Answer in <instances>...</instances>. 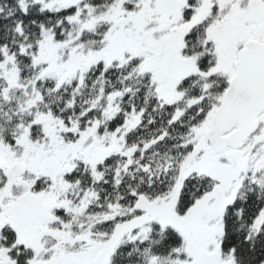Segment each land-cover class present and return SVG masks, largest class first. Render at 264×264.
I'll list each match as a JSON object with an SVG mask.
<instances>
[{
  "label": "snow or ice",
  "instance_id": "snow-or-ice-1",
  "mask_svg": "<svg viewBox=\"0 0 264 264\" xmlns=\"http://www.w3.org/2000/svg\"><path fill=\"white\" fill-rule=\"evenodd\" d=\"M0 264H264V0H0Z\"/></svg>",
  "mask_w": 264,
  "mask_h": 264
}]
</instances>
